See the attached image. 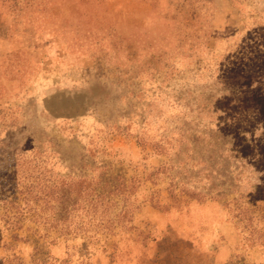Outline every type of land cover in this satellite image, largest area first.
<instances>
[{"label": "rangeland", "instance_id": "1", "mask_svg": "<svg viewBox=\"0 0 264 264\" xmlns=\"http://www.w3.org/2000/svg\"><path fill=\"white\" fill-rule=\"evenodd\" d=\"M0 264H264V0H0Z\"/></svg>", "mask_w": 264, "mask_h": 264}]
</instances>
